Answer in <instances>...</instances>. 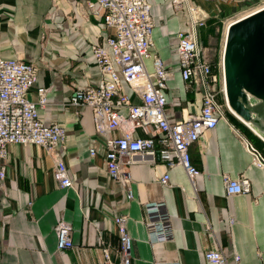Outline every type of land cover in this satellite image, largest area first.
<instances>
[{"label":"crops","instance_id":"obj_1","mask_svg":"<svg viewBox=\"0 0 264 264\" xmlns=\"http://www.w3.org/2000/svg\"><path fill=\"white\" fill-rule=\"evenodd\" d=\"M148 1L154 20L150 51L173 60L174 73L165 90L168 116L196 113L202 94L185 85L174 61L175 34L186 28L184 11H176L169 0ZM261 1L189 0L205 14L198 38L208 60L214 51L221 64L228 23ZM108 34L102 11H90L86 0H0V57L37 65V80L27 97L37 100L36 89L44 87L48 102L39 108L40 117L66 129L54 153L35 144H9L7 159L0 158V167L5 162L0 178V264H107L101 241L110 245L111 258L117 259L114 217L119 214L127 216L133 240L131 264H213L204 260L203 252L216 244L231 264L234 252L240 256L236 264H264V167L252 163L245 146L248 141L264 157V94H246V123L225 108V118L192 144L191 159L200 169L194 185L180 166L168 168L159 158L152 163L134 156L126 166L133 194L129 200L126 188L107 172L91 110L67 103L75 89L98 80L89 45L103 43ZM145 62L151 70L152 59ZM174 99L180 104L173 105ZM218 100L223 103L222 93ZM93 145L96 153L90 156ZM58 157L68 168L71 187H61L54 178ZM165 173L166 186L158 181ZM224 175L247 178L250 192L227 195ZM148 202L164 205L171 239L156 242L152 237L143 207ZM60 219L71 225L75 246L63 253L57 249L55 233Z\"/></svg>","mask_w":264,"mask_h":264},{"label":"built area","instance_id":"obj_2","mask_svg":"<svg viewBox=\"0 0 264 264\" xmlns=\"http://www.w3.org/2000/svg\"><path fill=\"white\" fill-rule=\"evenodd\" d=\"M169 4L176 11H184L186 24L185 29L180 28L175 34L174 61L185 85L195 87L202 94L199 111L181 118H169L165 95L167 81L174 73L173 60H164L150 51L154 27L152 4L148 0H86L90 11H102L109 34L103 43L89 45L98 80L75 89L67 103L91 110L95 132L102 138L107 172L126 188L129 200L133 194L126 166L134 156L152 163L159 158L168 168L180 166L194 185L200 169L192 162L190 147L207 130L215 128L218 120L225 118V108L229 109L222 69L219 75L212 71L199 44L198 33L205 24V14L200 8L192 6L189 0H169ZM147 58L152 59L151 70L146 65ZM37 74L38 67L34 63L0 57L2 160L7 159L9 144H35L48 153H54L65 139L64 125L40 117L39 108L47 104L48 91L38 87L37 100L27 97L36 83ZM219 93H222L223 103L218 100ZM172 104L180 103L174 99ZM245 146L252 156V163L264 167V157L260 152L248 141ZM89 153L90 156L95 155V145L90 147ZM4 171L5 162L0 167V178L4 177ZM53 175L61 187L73 186L68 168L60 157L56 159ZM168 179V173L158 177L164 186L168 185ZM223 182L227 195L250 192V181L245 177L224 175ZM143 207L147 213L146 225L155 241L171 239L170 216L162 211L164 205L148 202L143 203ZM126 220L124 214L114 217L119 236L117 259L111 258L110 245L101 241L107 264H131L133 240L127 231ZM230 221L233 222L232 219ZM55 233L60 253L75 247L72 227L64 219L56 223ZM203 257L207 263L231 264L220 244L206 248ZM239 259L238 253H232L233 263H238Z\"/></svg>","mask_w":264,"mask_h":264},{"label":"water","instance_id":"obj_3","mask_svg":"<svg viewBox=\"0 0 264 264\" xmlns=\"http://www.w3.org/2000/svg\"><path fill=\"white\" fill-rule=\"evenodd\" d=\"M227 104L242 120L249 119L246 94H264V9L234 19L222 53Z\"/></svg>","mask_w":264,"mask_h":264},{"label":"rangeland","instance_id":"obj_4","mask_svg":"<svg viewBox=\"0 0 264 264\" xmlns=\"http://www.w3.org/2000/svg\"><path fill=\"white\" fill-rule=\"evenodd\" d=\"M257 8H258V6H257L255 9H257ZM253 10H254V9H253ZM251 11H252V10H251ZM249 12H250V11H249ZM253 12H254V11H253ZM247 13H248V12H247ZM208 57H209V62H211L212 65H213V69H215V70H214V73L219 75V73H220V71H221L220 55L217 54V53L214 52V51H211L210 53H208ZM221 63H222V57H221ZM217 83H219V81H218Z\"/></svg>","mask_w":264,"mask_h":264},{"label":"bare ground","instance_id":"obj_5","mask_svg":"<svg viewBox=\"0 0 264 264\" xmlns=\"http://www.w3.org/2000/svg\"><path fill=\"white\" fill-rule=\"evenodd\" d=\"M261 9H264V4L259 5L257 9H254V10L248 12V13H245V14H243L242 16H240L239 18H241V17H246L247 15H250L251 12L254 13L255 11H260ZM253 11H254V12H253ZM249 13H250V14H249ZM227 28H228V26H227ZM227 28H226V30H227ZM221 69H222V72H223V66H222V63H221ZM220 73H221V71H220ZM220 73H219V74H220ZM228 107H229V106H228ZM229 110L232 111L230 107H229ZM232 112H233V111H232ZM233 114L236 115L234 112H233ZM236 116H237V115H236ZM237 117H238V116H237ZM238 118H239L241 121H243V122L246 123V121L242 120L240 117H238ZM260 136H261V135H260ZM261 137H262V136H261Z\"/></svg>","mask_w":264,"mask_h":264}]
</instances>
